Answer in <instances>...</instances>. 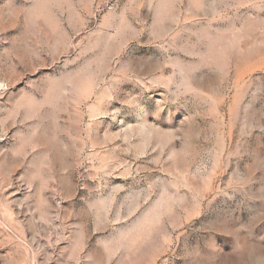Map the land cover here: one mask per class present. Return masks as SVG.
<instances>
[{
  "label": "rangeland",
  "instance_id": "1",
  "mask_svg": "<svg viewBox=\"0 0 264 264\" xmlns=\"http://www.w3.org/2000/svg\"><path fill=\"white\" fill-rule=\"evenodd\" d=\"M0 264H264V0H0Z\"/></svg>",
  "mask_w": 264,
  "mask_h": 264
}]
</instances>
